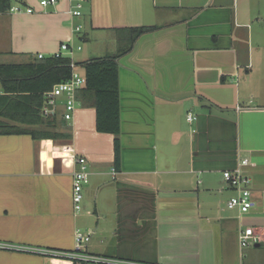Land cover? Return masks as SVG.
<instances>
[{"label": "crops", "instance_id": "obj_1", "mask_svg": "<svg viewBox=\"0 0 264 264\" xmlns=\"http://www.w3.org/2000/svg\"><path fill=\"white\" fill-rule=\"evenodd\" d=\"M111 1L102 20L109 6L90 0L83 34L75 32L70 0L47 8L18 0L34 12H0L2 64L54 56L77 39L105 46L112 32L109 55H117L120 44L127 49L118 30L158 28L118 61V166L115 136L98 131L95 108L79 95L71 122L59 99L56 129L9 122L54 137L0 134V243L73 251L77 230L92 233V242L104 237L93 229L103 224L113 236L104 246L90 242L92 253L159 264H264V0ZM79 156L88 160L90 182L76 213ZM238 169L252 180L246 214L228 208L237 191L223 173ZM246 228L260 242L242 249ZM0 264L67 263L0 250Z\"/></svg>", "mask_w": 264, "mask_h": 264}, {"label": "trees", "instance_id": "obj_2", "mask_svg": "<svg viewBox=\"0 0 264 264\" xmlns=\"http://www.w3.org/2000/svg\"><path fill=\"white\" fill-rule=\"evenodd\" d=\"M12 0H0V12H7ZM156 26L135 27L118 30L119 40L127 39V49L120 44L117 55L91 58L77 64L85 72L86 85L79 90V99L97 111V129L115 136V165L120 162V87L119 59L131 52L142 36L157 31ZM120 43V42H119ZM71 58L51 56L26 64H2L0 62V134H31L34 138L54 137L48 132L21 128L9 122L56 129V115L43 116L46 94L57 84L72 77ZM1 119H5V122Z\"/></svg>", "mask_w": 264, "mask_h": 264}, {"label": "built area", "instance_id": "obj_3", "mask_svg": "<svg viewBox=\"0 0 264 264\" xmlns=\"http://www.w3.org/2000/svg\"><path fill=\"white\" fill-rule=\"evenodd\" d=\"M90 0H70L71 9L69 14L72 18H82L83 10ZM58 0H40V6L47 8L57 5ZM11 14L28 13L32 14L34 9L25 6H12L8 11ZM83 26H76L75 32L81 33ZM75 50L74 43H63L60 50L54 54L55 57L60 58L65 54H72ZM77 50H81L78 47ZM39 59H44V55H39ZM72 77L57 84L50 92L46 94V106L43 109V115L49 117L55 113L58 101L65 98V113L64 119L71 122L74 119L77 110L78 99L77 94L86 85V77L79 72V67L74 61L71 62ZM189 117V121H192ZM78 164L77 170L74 172V186H73V203L76 213H81L84 202V188L90 182V171L88 160L84 156L76 158ZM249 161H242L241 166H248ZM113 174L116 175V170L113 169ZM224 181L237 191V195L231 198L228 202L230 210H238L242 214L250 212L254 206L251 191V178L245 174L242 169L225 171L223 173ZM102 236L103 233H100ZM240 247L246 249L253 244H258L260 238L255 235L253 228H246L240 232ZM92 233L77 230L75 234L76 247L73 251H57L50 249L28 248L8 243H0V250L22 252L27 251L36 253L44 257L58 259L67 264H159L149 263L136 260L123 259L118 257H110L106 255L96 254L89 251V244L91 242Z\"/></svg>", "mask_w": 264, "mask_h": 264}, {"label": "rangeland", "instance_id": "obj_4", "mask_svg": "<svg viewBox=\"0 0 264 264\" xmlns=\"http://www.w3.org/2000/svg\"><path fill=\"white\" fill-rule=\"evenodd\" d=\"M111 2L113 3V1H111V0H109V1L108 0H103V4L104 5L106 4V6L108 5L109 7H107V8L106 7L105 8H101L102 13L100 12V14L103 15L102 20H105L106 19L107 13H109V14L111 13L110 12L111 11V7L112 8L114 7V6H112ZM13 6H19L18 0H13ZM84 14H85V10H83V17H84ZM83 17L82 18H75L73 21H75L76 24H74L73 26L76 27V26H80L81 25V26H83V29H84L85 22L83 20L84 19ZM70 25H71V23H70ZM83 32L84 31L82 30V34H83ZM116 35H117V33H116ZM107 36H108L107 37L108 38L107 39V42L108 43L106 42L105 43V46H103L102 43H99V42L98 43H95L92 46V45H89L88 42H85V41H82V40L77 39L74 42V46H75L74 52H76L78 54V56H77L76 59H86V58H92V57H100V56H104V55H107V54L109 55V53H111V52H109V45H107V44L110 43L109 38H111V36H115V33H113V32L112 33H107ZM66 43H70V42H66ZM78 47H81L82 50L81 51H78L77 50ZM82 71H83V69L79 67V72H82ZM99 207H100V205H99ZM82 211H84V204H83V210ZM93 229H97L98 231H102L103 232V235L104 234L105 235H104V237H102V238H100L98 240L93 239V241L91 242L92 245L93 244L103 245V244L100 243L101 240H104V241L107 242V241H109L108 239H110L113 236V232L110 231L112 228H106V226L103 225V224H101V227L100 228H93ZM110 244H108V245H110ZM110 248L112 249V247H110ZM111 249L109 251V254L112 252ZM98 250H102V249L98 248ZM111 255H113V254H111Z\"/></svg>", "mask_w": 264, "mask_h": 264}, {"label": "water", "instance_id": "obj_5", "mask_svg": "<svg viewBox=\"0 0 264 264\" xmlns=\"http://www.w3.org/2000/svg\"><path fill=\"white\" fill-rule=\"evenodd\" d=\"M96 115H97V111H96ZM96 127H97V125H96Z\"/></svg>", "mask_w": 264, "mask_h": 264}]
</instances>
